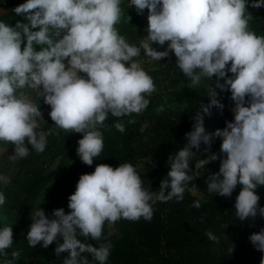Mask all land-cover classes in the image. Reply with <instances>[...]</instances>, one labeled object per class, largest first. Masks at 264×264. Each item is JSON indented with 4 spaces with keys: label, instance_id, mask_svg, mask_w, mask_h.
I'll return each mask as SVG.
<instances>
[{
    "label": "clouds",
    "instance_id": "obj_1",
    "mask_svg": "<svg viewBox=\"0 0 264 264\" xmlns=\"http://www.w3.org/2000/svg\"><path fill=\"white\" fill-rule=\"evenodd\" d=\"M121 3L27 0L14 9L27 23L10 26L0 21V141L14 146L8 160L15 163L26 158L30 154L27 145L37 153L46 150L49 133L37 131L42 112L25 94V89H32L51 107L49 115L57 128L83 135L77 153L85 165L92 166L104 149L100 129L108 127L109 116L142 114L150 104L146 96L156 91L153 78L134 59L141 49L152 61L174 53L177 67L190 81L189 88L215 77L217 87L231 92L234 122L208 133L198 114L193 130L186 133V145L169 157L170 171L158 192L145 187L131 163L117 168L99 164L93 173L80 176L69 197L70 213L61 208L49 218L42 208L34 209L26 236L29 246L47 249L56 243L57 257L67 253L63 264H89L85 253L98 264H107L113 245L103 235L106 222L151 221L155 203L180 202L186 190L195 192L197 187L188 189V185L200 176L201 168L219 157L213 154L199 160L193 171L192 149L199 150L202 144L210 149L213 137L221 138L224 158L219 173L206 181L208 192L231 197L240 186L237 218L264 217L256 194L264 186V36L248 30L247 0H130L138 14L145 9L149 13L148 35L139 46L130 45L115 27L121 19ZM250 6L264 7V0H255ZM127 19L130 22L131 17ZM166 43L165 51L152 46ZM209 95L210 105L203 111L210 114V107L222 110L216 92ZM163 110V106L157 108V114ZM113 126L121 133L126 130L123 122ZM0 182L10 180L0 175ZM5 203L0 192V206ZM192 207L198 209L201 204L197 200ZM206 235L218 241L211 232ZM249 239L264 253V230ZM89 240L106 242L96 247ZM13 243L12 227L0 228V255L6 257ZM20 255V251H12V259L5 264H14Z\"/></svg>",
    "mask_w": 264,
    "mask_h": 264
},
{
    "label": "rangeland",
    "instance_id": "obj_2",
    "mask_svg": "<svg viewBox=\"0 0 264 264\" xmlns=\"http://www.w3.org/2000/svg\"><path fill=\"white\" fill-rule=\"evenodd\" d=\"M134 19L135 21L131 22L130 27L125 30L124 33L118 32H120L119 34L121 36L125 37L130 45L139 46L141 40L148 35V16L146 17L147 22L145 24V31L141 30V25L137 23L138 18L136 17ZM124 24L122 25L125 28ZM118 25L121 24H117L115 27H120ZM152 46L158 51L167 50V43L163 47L159 44H153ZM134 59L138 61L141 67L153 78L156 86V91L151 96H146V98L150 100V108L139 115L132 114L131 116H125L123 118L109 116L106 121L108 127L101 128L100 131L103 134V138L105 137V133H107L112 139L110 144V149L113 150L111 166L117 168L121 163H131L141 175L145 187L149 191H153L154 181L147 176V171L152 165L155 166L156 163L163 162L162 164H165L168 160L166 157L169 154V149L170 147H174V144H162V139L158 137L162 134L161 129H159L160 127L154 129L152 125L159 124L161 126L162 124L164 126L165 123L170 121L179 122V119H182V115L187 108L186 103H184L186 97L182 92V88L188 79L178 76L179 68L177 67V58L174 53H170L169 57L162 61H152L149 57H146L144 50L141 49V55ZM229 77H232L231 73H229ZM219 83H224V81H219ZM216 85L217 80L214 77L211 81H202L197 87L199 91L196 88H191L192 92L200 95V101H198L200 105L195 107V111L186 125V132L184 131L183 133L181 140L182 145L179 146L177 151L186 145L187 141L184 137L186 133L193 130V124L195 123L194 118L198 114L203 117L204 127L208 133H215L217 130H223L227 122H234V113L232 109L235 107V103L231 99V92L222 90ZM213 91L216 92V98L224 105V108L221 110L217 107H210V114H208L205 113L203 109L210 105L211 97L209 94ZM25 94L34 102L40 99L36 90L25 89ZM40 103V106L38 103L37 105L40 107L43 118H38L39 127L37 131L49 133V131H53L57 129V127L49 115L51 107L45 104L44 101L40 100ZM161 106H163L164 110L157 114L156 109ZM245 106L248 105L246 104ZM129 120H134L135 123H128ZM116 122H123L125 124L126 130L124 133L119 132L113 126ZM69 135V144L64 150V154L57 157L52 163L47 161L42 154H32L33 152L26 158L19 159L13 163L8 160L7 157L13 153L14 146L10 143L0 141V175L8 177L11 182V189L6 194L9 198L8 200L6 199L7 201L4 205L0 206V228L6 226L12 227L14 241L11 249L6 250L8 255L6 257L0 255V264H5L6 260L12 259V251L21 252L19 259L15 260L14 264H63V259L67 256V253H62L58 257V260H52L49 257L41 258L50 250H54L57 246L56 243H53L47 249H44L40 245L33 248L29 246L26 236L30 230V225L32 223L31 215L34 209L42 207L44 200L47 197H51L61 200V202L56 205V210L62 208L66 214L70 213L71 210L68 207L69 197L75 193L80 176L83 174H91L95 171L94 165H85L78 156V141L83 138V135L74 132L69 133ZM48 137L49 136H47V139ZM221 144V138L213 137L210 149L204 144L201 145L199 150L192 149L195 153V156L190 161V166L193 168V171L196 170L195 166L199 160L208 159L209 156L213 154L217 155L219 158L205 165L204 169L201 168L199 170L200 176L193 180L192 184L188 185V189H191L192 185H195L197 190L195 192L186 190L184 199L176 203L172 218L174 219V225H183L178 231H181L185 238L189 236L190 232L191 235H195V229H200V227L203 226L204 221H206L204 218L207 209L209 213H212V210L207 208V206L212 205L209 204V200L218 195L208 192L206 181L213 172L219 173L221 160L224 158L221 152ZM27 146L32 151L31 145ZM35 156H38L36 160L34 159ZM211 168L213 172L210 170ZM74 173H77L76 176ZM30 179L33 180L29 181ZM56 188L57 190H55ZM158 191L154 190V192ZM240 191V186H237L233 191L232 194L235 200ZM174 200L175 199L163 205L162 212H158L159 207L162 206V204L159 203L157 206L158 209H154V217L151 221H145L141 218L139 221L135 222L124 219L114 224L106 222L103 230L104 237L110 242L121 241L124 237L121 233L123 232L122 229L127 228L128 233L136 229L143 232L145 237H147L146 239H148V244L150 243L152 245V241L157 244L158 242L156 241L161 239L160 234H162V230L166 226L167 219L169 218L170 203ZM197 200L201 204V207L198 209L192 207L193 203ZM221 200H223V198L219 199V202H221ZM49 213L50 212H45L46 215ZM177 215H179V217H177ZM220 217L221 218H218L213 225L217 229L221 228L220 232L222 233L217 236L218 241H213V250L207 252L198 261V264H236L234 254L238 248L248 250L255 249L249 238L252 234L257 232L256 217L254 219L250 218L245 221H240L235 215V212L229 215L225 213ZM81 239L83 241L82 237ZM60 242L62 243L63 241L61 240ZM87 242L99 247L100 243L106 241L89 240ZM162 245H164V243H161V246ZM120 248L121 247L118 249ZM127 249L129 248L127 247L125 250V247H123L121 249L124 250L118 255L121 259H115V257L110 254L107 264H137V259L141 258L137 257L139 252ZM151 249L152 248L149 246L143 247L142 255L145 258H142L138 264H169L165 259L168 256L172 257V251H169L167 248H161L157 259L154 256V250ZM111 253L113 252L111 251ZM85 255L88 256L89 264H98L90 254L85 253ZM242 264L252 263L250 258H245Z\"/></svg>",
    "mask_w": 264,
    "mask_h": 264
},
{
    "label": "trees",
    "instance_id": "obj_3",
    "mask_svg": "<svg viewBox=\"0 0 264 264\" xmlns=\"http://www.w3.org/2000/svg\"><path fill=\"white\" fill-rule=\"evenodd\" d=\"M86 75V74H85ZM179 77L185 78L183 73L179 70ZM190 83L189 80H187L182 88V92L184 96L186 97V103L187 108L185 112L182 115V119H179V122H173L170 121L168 123H165L163 126L159 124L152 125L154 129H161L162 134L158 136L161 140L162 144L168 143V145H173L174 147H170L169 154L167 155V162L165 164L162 163H156V165H152L147 171V176L149 178L153 179V191L154 190H160L161 182L167 177V173L170 171V167L168 164L169 157L171 155H175L177 152V149L180 145H182V137L184 131L186 132V125L190 118L192 117V114L194 113L195 107H198L200 104L198 101L199 96L198 93L192 92V89L188 87V84ZM198 90V88L196 87ZM199 91V90H198ZM193 99V100H192ZM41 101H44L43 97H41L38 100H35V103L40 106ZM150 108V105L145 110L147 111ZM163 126V127H162ZM150 130V129H149ZM49 136L47 139V147L46 150L43 153H37L34 150H30L32 154H39L46 158L47 161L53 162L57 157L64 154V150L67 148V145L69 144L70 135L68 132L63 131L62 129H55L53 131H49ZM186 137V136H185ZM184 137V139H185ZM157 138V137H155ZM105 142H104V149L99 157L94 160L93 165L96 167L99 164H107L112 165V158H113V150L110 149V144L112 139L109 137L107 133H105ZM184 141V140H183ZM14 152V149H13ZM165 153V152H164ZM11 153L10 155H12ZM38 156H35L34 159L36 160ZM46 161V162H47ZM213 172V169H210ZM211 172V174H212ZM217 172H213V174H216ZM75 176L77 173H74ZM33 179H30L29 181H32ZM11 189V182L10 183H0V191L4 193L5 198L8 200L9 197H7V192ZM57 190V188L55 189ZM256 194L260 197L259 206L261 208H264V186H260L256 189ZM216 195V194H215ZM221 202H219V199H222ZM6 200V201H7ZM61 202V200L57 198H51L47 197L43 204L42 208L45 212H50L48 215L49 218H52V213L54 210H56V205ZM67 202V201H66ZM162 204V206L159 207L158 212H162V207L166 203L157 202L153 205V208L155 210L158 209V204ZM176 199L170 203V210H169V218L167 219L166 226L162 230V234H160L161 239H158L156 242L157 244L152 241V245L148 244V239L145 237L142 231H138L136 229H133V231L127 232L126 229H122L123 232L122 235L124 237L121 241H115L111 242L113 245L111 251L112 256L115 257V259H121L119 257V253H122L124 250H121L123 247H128L127 250H136L139 252V255L137 257H141L137 259V264L144 259L145 257L143 254V247L149 246L152 248L151 250H154V256L158 259L159 257V251L161 248H167L169 251H172V257L168 256L166 257V262L169 264H198V261L207 253L213 250L214 243L212 240H209V238L206 235V232H211L214 236H218L221 234V228L217 229L214 227V223L218 220V218H221L220 216L227 213V215L231 214L232 212H235V203L236 200L233 198V194L231 197H222V196H216L213 199L209 200V204L207 208L212 210V213H209L208 209L205 211V218L203 226L200 227V229H195V235H191V232L188 237H184L183 233L181 231H178L183 225L176 226L174 225V219L172 218V213L174 212L176 208ZM167 207V206H166ZM66 209V208H65ZM171 215V217H170ZM179 217V215H177ZM226 217V216H224ZM256 223H257V232L259 233L261 230H264V217L261 215L256 216ZM194 238V239H192ZM161 243H164V245L161 246ZM14 244V243H13ZM148 244V245H147ZM121 247L120 249H118ZM255 248V247H254ZM11 249V248H9ZM42 256V255H41ZM121 256V255H120ZM49 257L52 260H58L59 258L55 255V249L50 250L48 253H46L41 258ZM250 258L252 264H261V259L264 258V253L259 252L255 249L248 250L244 248H238L235 251L234 259L236 264H242L243 259ZM49 259V260H50ZM136 260V259H135ZM58 262V261H57ZM57 264V263H55Z\"/></svg>",
    "mask_w": 264,
    "mask_h": 264
},
{
    "label": "crops",
    "instance_id": "obj_4",
    "mask_svg": "<svg viewBox=\"0 0 264 264\" xmlns=\"http://www.w3.org/2000/svg\"><path fill=\"white\" fill-rule=\"evenodd\" d=\"M26 2L27 0H0V21L5 22L10 26H15L17 22L27 23L28 21H26L24 17L19 16L14 12V9L17 6ZM247 2L249 7L247 8L246 14L251 16L248 23V30L254 32L258 37L264 36V12L262 11V7L259 9L252 8L250 5L255 2V0H247ZM120 7L122 15L120 22L118 23L121 25H118L120 27H116L118 31L124 33V31L130 27L131 22L135 21L134 18L136 17L138 18L137 23L142 27L141 30L145 31V24L147 22L146 17L149 14L147 9L144 10L143 14H138L134 6L130 7V0H122ZM128 16L131 17L130 22L127 19ZM122 24L125 25L126 29ZM36 50H40L39 46H36Z\"/></svg>",
    "mask_w": 264,
    "mask_h": 264
},
{
    "label": "built area",
    "instance_id": "obj_5",
    "mask_svg": "<svg viewBox=\"0 0 264 264\" xmlns=\"http://www.w3.org/2000/svg\"><path fill=\"white\" fill-rule=\"evenodd\" d=\"M262 11L264 12V7H262Z\"/></svg>",
    "mask_w": 264,
    "mask_h": 264
}]
</instances>
